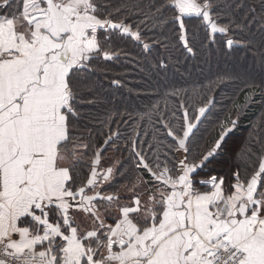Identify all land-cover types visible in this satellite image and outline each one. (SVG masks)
<instances>
[{
	"label": "snow or ice",
	"instance_id": "1",
	"mask_svg": "<svg viewBox=\"0 0 264 264\" xmlns=\"http://www.w3.org/2000/svg\"><path fill=\"white\" fill-rule=\"evenodd\" d=\"M129 42L191 56L219 44L264 70V0H0V264H264V139L230 155L241 106L197 139L213 97L190 103L196 89L174 87V123L154 103L124 145L110 125L127 110L108 116L103 146L93 140L97 76ZM153 59L166 69L171 57ZM225 79L239 74L214 84ZM246 87L247 102L264 80ZM145 121L162 135L138 141Z\"/></svg>",
	"mask_w": 264,
	"mask_h": 264
},
{
	"label": "trees",
	"instance_id": "2",
	"mask_svg": "<svg viewBox=\"0 0 264 264\" xmlns=\"http://www.w3.org/2000/svg\"><path fill=\"white\" fill-rule=\"evenodd\" d=\"M190 32H198L201 36L203 30L197 18L193 17L187 21ZM255 30V29H254ZM220 34H217V40H220ZM127 55L122 54L120 59L109 62L107 77L98 75L100 83L99 102L92 110L98 117L94 124L93 140L100 146H103L105 136L109 133L107 118L110 114L117 111L132 113V119L127 124L111 123L112 131H118L120 136L117 143L124 145L127 137L133 136V127L137 113L143 112L148 106L158 103L162 112L166 109V119L173 123L175 119L171 117V112L178 107V101L175 97H165V92L174 87L187 88L189 95L196 89V95L193 97L194 103H200L201 97L212 96L213 105L209 106L206 118H202L197 132V139L201 136L205 140L212 139L214 132L213 124L220 119H224L229 112H236L237 107L241 106V119L237 128L231 134L229 141L232 154L243 153L247 146L246 142L254 139H264V93L259 89L250 101L246 102V94L252 90L246 87V82H255L257 84L264 80V70L258 63H255L252 57L243 50L225 55L219 44H213L209 48H199L195 56H191L183 50H173L171 53L165 52L163 48H158L151 55L143 53L140 47L129 42L124 49ZM159 54L162 58L171 57L166 69L154 66L153 57ZM239 74V79H225L222 84H214L218 77L225 74ZM118 78L121 85H112L110 78ZM187 99V97H184ZM179 115V113H178ZM118 120L119 117H116ZM156 129L150 126L147 121L143 122L138 129V141H152L153 135H162L163 128L157 124ZM147 132V135H145ZM147 151V144L144 145ZM107 156L115 157L111 147L108 148ZM151 155V153H149ZM127 161L128 152L123 153ZM241 159L245 157L241 155ZM103 163V161H102ZM233 165V159L229 156L219 158V162L214 165L219 174H224ZM210 174L208 169L201 171L199 178H208ZM123 181H120L122 183Z\"/></svg>",
	"mask_w": 264,
	"mask_h": 264
},
{
	"label": "rangeland",
	"instance_id": "3",
	"mask_svg": "<svg viewBox=\"0 0 264 264\" xmlns=\"http://www.w3.org/2000/svg\"><path fill=\"white\" fill-rule=\"evenodd\" d=\"M254 98H256V96H254ZM241 113H243V112H241ZM229 115H231L233 118H235V116H236V112H229V114L226 115L224 118H226V117L229 116ZM239 121L242 122L241 115H240V117H239Z\"/></svg>",
	"mask_w": 264,
	"mask_h": 264
},
{
	"label": "water",
	"instance_id": "4",
	"mask_svg": "<svg viewBox=\"0 0 264 264\" xmlns=\"http://www.w3.org/2000/svg\"><path fill=\"white\" fill-rule=\"evenodd\" d=\"M214 101V100H213ZM213 105V104H212ZM212 105H210V106H212Z\"/></svg>",
	"mask_w": 264,
	"mask_h": 264
}]
</instances>
